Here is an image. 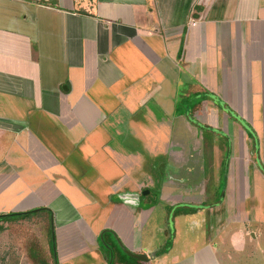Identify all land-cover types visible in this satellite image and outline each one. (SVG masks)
<instances>
[{"label": "crops", "instance_id": "1", "mask_svg": "<svg viewBox=\"0 0 264 264\" xmlns=\"http://www.w3.org/2000/svg\"><path fill=\"white\" fill-rule=\"evenodd\" d=\"M40 209L57 264H264V0H0V215Z\"/></svg>", "mask_w": 264, "mask_h": 264}, {"label": "trees", "instance_id": "2", "mask_svg": "<svg viewBox=\"0 0 264 264\" xmlns=\"http://www.w3.org/2000/svg\"><path fill=\"white\" fill-rule=\"evenodd\" d=\"M200 12V9L197 8L195 10L194 13V18H197V13ZM195 209V208H194ZM48 214L49 218H48V222L46 221H42V220H37L38 224L41 226L42 223H45L48 227H50V220L52 217V213L51 211H49L48 209H40V210H34V211H28L25 213H8V214H1L0 215V221H14L17 222L19 221L20 223H22L24 225L23 229L20 230L21 232V236L24 239H27L26 241V246H27V256L30 260V262L32 264H57V259H54L53 263H50L48 261V259L46 258V254L45 251L42 249V246L40 245L38 239H37V235H34V233L31 232V229H29V227H31V225L33 224L31 222L32 219H29L33 216H39L42 214ZM35 221V220H33ZM35 225V223H34ZM42 227V226H41ZM43 229V228H42ZM14 233V232H13ZM16 235V234H14ZM43 236V233H42ZM53 244L56 246L55 241L53 242ZM53 254V252H52ZM116 258L114 255H112V259H111V264H115L116 263Z\"/></svg>", "mask_w": 264, "mask_h": 264}, {"label": "rangeland", "instance_id": "3", "mask_svg": "<svg viewBox=\"0 0 264 264\" xmlns=\"http://www.w3.org/2000/svg\"><path fill=\"white\" fill-rule=\"evenodd\" d=\"M159 211H162V209L160 208H156V212H159ZM49 218L48 214H42V215H39V216H33L29 219H33V220H42V221H47ZM48 222V221H47ZM157 223V221H154ZM154 222L152 223V225L154 224ZM51 223L53 225V222H52V219L50 220V227H48L45 223H42V227H43V236H42V240L46 243L45 245V254L47 255L46 258L48 259V261L50 263H53L54 262V259H57V255H56V246L53 244L54 242V234H52V227H51ZM7 226L8 228L11 230V234L12 236H18V233L21 229H23V224L21 225L20 222H10L8 221L7 222ZM29 229H31V227H29ZM14 232V233H13ZM17 233V234H16ZM39 233V232H38ZM16 234V235H14ZM38 236H41V233L38 234ZM114 236V235H113ZM108 238V237H107ZM107 238L105 237V239L107 240ZM115 241H116V238H115ZM262 247L264 248V243H262ZM115 252L117 250V248H115L114 250ZM53 252V254H52ZM257 261L259 263H261L260 259L258 258ZM57 263H58V260H57ZM251 264H254V262H252Z\"/></svg>", "mask_w": 264, "mask_h": 264}, {"label": "water", "instance_id": "4", "mask_svg": "<svg viewBox=\"0 0 264 264\" xmlns=\"http://www.w3.org/2000/svg\"><path fill=\"white\" fill-rule=\"evenodd\" d=\"M146 193H148V191H146L145 194H146ZM51 227H52V234H54V228H53L52 223H51ZM116 242H117V245H118L119 249H120V250H121L126 256H128V257H130V258H133V259H136V260H144V261L147 260L146 255H136V254H134V253L128 251V250H127V249H126V248L120 243V241H118V239H116ZM107 248H109V247H107ZM109 264H111V263H109Z\"/></svg>", "mask_w": 264, "mask_h": 264}, {"label": "clouds", "instance_id": "5", "mask_svg": "<svg viewBox=\"0 0 264 264\" xmlns=\"http://www.w3.org/2000/svg\"><path fill=\"white\" fill-rule=\"evenodd\" d=\"M138 201L136 200H126L125 203H132V204H136Z\"/></svg>", "mask_w": 264, "mask_h": 264}]
</instances>
